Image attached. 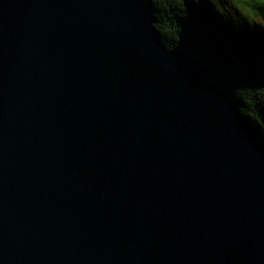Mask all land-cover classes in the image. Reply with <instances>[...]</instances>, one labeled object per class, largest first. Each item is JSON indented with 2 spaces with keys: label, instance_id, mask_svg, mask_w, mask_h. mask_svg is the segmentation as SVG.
Listing matches in <instances>:
<instances>
[{
  "label": "water",
  "instance_id": "1",
  "mask_svg": "<svg viewBox=\"0 0 264 264\" xmlns=\"http://www.w3.org/2000/svg\"><path fill=\"white\" fill-rule=\"evenodd\" d=\"M154 22L0 0V264H264V139Z\"/></svg>",
  "mask_w": 264,
  "mask_h": 264
},
{
  "label": "trees",
  "instance_id": "2",
  "mask_svg": "<svg viewBox=\"0 0 264 264\" xmlns=\"http://www.w3.org/2000/svg\"><path fill=\"white\" fill-rule=\"evenodd\" d=\"M169 48L198 58L264 139V0H154Z\"/></svg>",
  "mask_w": 264,
  "mask_h": 264
}]
</instances>
